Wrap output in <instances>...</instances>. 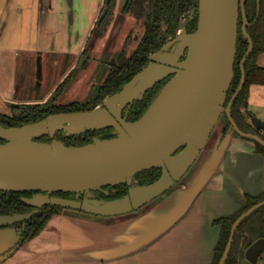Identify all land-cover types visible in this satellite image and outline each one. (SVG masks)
<instances>
[{
	"label": "water",
	"instance_id": "95a60500",
	"mask_svg": "<svg viewBox=\"0 0 264 264\" xmlns=\"http://www.w3.org/2000/svg\"><path fill=\"white\" fill-rule=\"evenodd\" d=\"M244 1L197 0V7L190 12L193 17L197 10L194 30L188 32L181 21L180 33L151 52L147 64L118 91L105 96L102 106L50 113L22 125L0 124V138L4 140L0 142V190L38 191L35 196L23 197L34 209L0 213V227H14V223L26 220L49 203L99 216L125 215L141 208L184 179L205 148L221 114H225L231 125L229 131L264 147V137L241 129L231 115L232 103L245 79L244 62L253 48L246 28ZM125 2H119L122 11ZM256 2L258 14L260 3ZM240 14L241 33L248 44L239 63L238 85L225 104L234 77ZM121 17L122 14L116 19L115 27ZM167 77L153 100L168 84L165 93L145 123L138 124L153 100L136 120H127L122 115L127 104L141 99L149 87ZM249 117L255 130L264 134V121L254 114ZM103 127H113L114 135L93 137L80 145H68L54 137L58 130L76 134ZM44 134L51 139L39 140ZM151 167L161 169L156 179L145 184L132 183L138 171ZM120 183L129 185L127 192L110 199H91L86 194L81 199L51 195L56 191L87 192ZM260 205H264V199L235 218L218 264L225 262L239 221ZM18 240L19 232L13 240L0 245V261L15 249ZM262 252L264 236L252 241L244 254L254 262Z\"/></svg>",
	"mask_w": 264,
	"mask_h": 264
},
{
	"label": "crops",
	"instance_id": "0c3cea01",
	"mask_svg": "<svg viewBox=\"0 0 264 264\" xmlns=\"http://www.w3.org/2000/svg\"><path fill=\"white\" fill-rule=\"evenodd\" d=\"M96 13H86L79 0H0V112L10 114L5 108L23 101L19 89L34 82L37 58L42 76L48 54L76 55L83 49ZM55 27L59 32L51 40ZM256 62L264 66V51ZM247 109L264 121V84L250 85ZM212 132L184 179L166 194L125 215L53 214L0 264H211L221 231L216 219L235 212L245 195L264 190V154L252 139L229 130ZM17 233L15 227H0V245ZM241 240L240 235L233 257H238ZM246 247L240 264H264V252L251 262Z\"/></svg>",
	"mask_w": 264,
	"mask_h": 264
},
{
	"label": "trees",
	"instance_id": "16d2710c",
	"mask_svg": "<svg viewBox=\"0 0 264 264\" xmlns=\"http://www.w3.org/2000/svg\"><path fill=\"white\" fill-rule=\"evenodd\" d=\"M116 3L117 0L102 1L100 13L94 24L95 27L93 26V29L90 30V34L92 33V30L98 37L103 34L106 26L112 18ZM259 3L260 6L256 16V0L244 1L246 15L251 22V24L247 26V30L253 40V48L244 62L245 79L240 91L232 103L231 115L241 129L257 132L264 137L263 133L254 129L253 124L249 120V115L251 113L247 109L250 85L254 83L264 84V66H260L256 62L258 53L264 51V0H259ZM194 7H197V0H126L125 5L123 6V11L131 12L136 18L143 17V35L141 36L135 50L129 56H126L125 52L122 50L118 53L117 62L109 66L102 83L97 87L92 99L64 103H56L52 98V100L48 99L46 101L33 103L14 102L11 103L10 114L0 112V124L5 126L22 125L27 122L37 121L50 113L81 111L94 108L96 104L102 102L105 96L118 91L124 83L129 81L137 71L146 65L148 62V55L159 49L167 41L170 35L174 36L176 34L181 21L187 19L188 30H194L197 21V10H195L193 17H190V12ZM240 24L241 17H239V25ZM90 34L88 35L86 42H88ZM247 44V38L239 33L234 61V77L227 91L225 104H227L238 85L241 72L239 63L247 48ZM65 79L60 82V86L55 91L57 94L61 91L60 89H63L64 85H66ZM165 80L167 79L164 78L157 81L145 91L141 99L136 98L131 104H127L122 110V115L125 116L127 120L133 121L138 119L151 104L155 95L162 88ZM227 125L232 130L228 120ZM114 133L115 131L113 127H103L97 129L88 128L76 134H66L64 130H58L54 137L68 145H80L92 141L93 137L105 138L114 135ZM38 139L49 141L51 138L49 135L44 134ZM2 141L4 140L0 138V142ZM253 141L255 143V149L264 154L263 145L255 140ZM160 172L161 169L159 167H151L138 171L133 178L136 181L135 183L145 184L156 179L160 175ZM128 187L129 185L127 183L104 185L101 189H108L109 193L106 195L105 191H101L100 194L104 199L119 197L127 192ZM33 191L34 190H0V213L27 212L32 206L24 201L23 197H30V193ZM75 194L76 192L74 191H56L51 195L76 198ZM262 199H264V190L256 195L247 194L245 195V203L235 212L216 219V222H219L221 225V231L215 246L211 264H218L228 239L231 225L235 218L252 204ZM73 210L83 212L78 209L64 208L60 205L49 203L42 206L25 221H21L24 224L23 226L19 225L21 222L14 223L13 226L17 227L19 232L17 246L35 236L53 214L60 212L72 213ZM240 235L242 236L241 241H243V244L242 247L238 249L239 254L236 258L235 256L233 257L232 251L233 246L238 238H240ZM255 236H264V205L255 208L239 221L234 230L231 246L224 264H240L239 259L243 253L244 245L248 246Z\"/></svg>",
	"mask_w": 264,
	"mask_h": 264
},
{
	"label": "rangeland",
	"instance_id": "374dc122",
	"mask_svg": "<svg viewBox=\"0 0 264 264\" xmlns=\"http://www.w3.org/2000/svg\"><path fill=\"white\" fill-rule=\"evenodd\" d=\"M102 1L103 0H88L85 7V0H79L80 5L86 10V13L90 15L93 12H97L96 14L99 15V8L102 6ZM119 2L120 0L117 1V5L113 10L112 18L109 24L106 26L103 34L98 37L95 35V33H93L94 31L92 30L89 38L90 40L88 39V42H85L83 49L78 54L63 55L57 52L48 54L47 66L46 69H44L42 76L40 62L38 61L39 58L36 59L35 70L33 71L36 78L34 82L31 83L29 88H25V86L22 85L19 89L18 98L23 100L21 102H42L52 98L56 103H64L69 101H87L93 98V95L95 94L97 87L102 83L109 66L117 62L118 53L122 50L125 52L126 56H129L135 50L141 36L143 35V17L136 18L131 12L124 11H122L120 26H118L120 28L114 33L113 29L117 28L114 26L118 17L117 13L120 10L119 7H121V5L118 6ZM98 15L96 16L98 17ZM79 19L81 21L85 20V18L82 17V14H80ZM183 21L185 23V28L188 30L187 19H184ZM58 30V27L54 28L51 40H53L58 35ZM78 31L82 33L80 29ZM180 31L181 29L178 28L177 33H180ZM73 36H75V31ZM54 60L56 61L54 62ZM19 71L20 75L23 77V65L19 66ZM37 77H40L41 79ZM168 78L169 77L166 79L168 80ZM64 79L66 80V85H64L63 89H60L61 91L57 94L55 91L60 86V82ZM167 80L164 81V84ZM41 81L42 84H40ZM167 85L163 88V90L166 89ZM7 104L8 102L6 101V105ZM99 106H102V104L98 103L94 107ZM5 110L8 112L11 111V109H8V107L5 108ZM223 126L230 129L227 125V118L225 117V114L220 115L219 120L214 126L213 132L222 129L221 127ZM135 182L136 181L133 178L132 183ZM104 190H107L105 194L108 195V189L101 188H98V190L90 189L87 192H76L75 195L78 199H81L83 195L86 194L91 199L100 200L104 199V197L100 194V192ZM72 214H88L89 216L93 217L99 216L79 212L77 210H73Z\"/></svg>",
	"mask_w": 264,
	"mask_h": 264
},
{
	"label": "flooded vegetation",
	"instance_id": "af4514ba",
	"mask_svg": "<svg viewBox=\"0 0 264 264\" xmlns=\"http://www.w3.org/2000/svg\"><path fill=\"white\" fill-rule=\"evenodd\" d=\"M117 1H119V0H117ZM116 5H117V4H116ZM119 5H120V4H119ZM256 7H257V4H256ZM245 12H246V11H245ZM246 16H247V15H246ZM256 16H257V11H256ZM240 17H241V15H240ZM247 19H248V17H247ZM252 22H253V21H252ZM250 24H251V22L248 20V24H247V26H249ZM241 25H242V17H241V24L239 25V33H241ZM184 27H185V23H184ZM186 27H187V25H186ZM246 28H247V27H246ZM186 30H187V28H186ZM187 31H188V30H187ZM247 31H248V30H247ZM177 34H178V33L176 32V34H175L174 36H171V35H170V36L168 37L167 41L173 39ZM241 34H242V33H241ZM249 34H250V33H249ZM242 35H243V34H242ZM160 48H161V47H160ZM158 50H159V49H158ZM221 128H222L221 130H223V132H225V131L228 129L227 127L225 128L224 126L221 127ZM254 129H255V128H254ZM207 142H208V141H207ZM206 144H207V143H206ZM160 173H161V172H160ZM3 191H7V190H3ZM37 193H38V191H33V192H31V193H30V197L35 196V194H37ZM45 205H46V204H45ZM31 206H32V207H31L30 209H28L27 212L35 208V206H33V205H31ZM42 206H44V205H42ZM42 206H41V207H42ZM41 207H40V208H41ZM40 208H39V209H40ZM39 209H38V210H39ZM38 210H37V211H38ZM37 211H36V212H37ZM36 212H34V213H36ZM34 213H33V214H34ZM33 214H32V215H33ZM32 215H31V216H32ZM27 219H28V218H27ZM24 221H25V220H24ZM19 222H21V221H19ZM19 225H22V226H23L24 224H23V222H21V224H19ZM14 227H15V226H14ZM15 228L18 229L17 227H15Z\"/></svg>",
	"mask_w": 264,
	"mask_h": 264
},
{
	"label": "bare ground",
	"instance_id": "6f19581e",
	"mask_svg": "<svg viewBox=\"0 0 264 264\" xmlns=\"http://www.w3.org/2000/svg\"><path fill=\"white\" fill-rule=\"evenodd\" d=\"M168 86V85H167ZM164 89L156 98V100L154 101V103L149 107V109L147 110V112L143 115V117L139 120L138 124H143L145 123L151 116V113L153 112V110L155 109L156 105L158 104L159 100L161 99V97L163 96V94L165 93Z\"/></svg>",
	"mask_w": 264,
	"mask_h": 264
}]
</instances>
